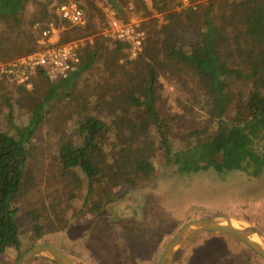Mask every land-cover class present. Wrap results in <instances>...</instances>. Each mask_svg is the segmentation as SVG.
<instances>
[{"label":"trees","instance_id":"16d2710c","mask_svg":"<svg viewBox=\"0 0 264 264\" xmlns=\"http://www.w3.org/2000/svg\"><path fill=\"white\" fill-rule=\"evenodd\" d=\"M103 1L117 18L127 20V0ZM181 1L151 0L153 10L163 13L167 23L158 30L155 24L147 27L146 23L142 52L124 64L136 73L125 72L121 77L129 84L125 91H95L93 99L67 109L66 119L72 121V127L58 140L59 175L78 187L84 181L87 199L98 192L104 201L124 198L159 171L161 159L164 169L179 176L213 171L221 176L240 173L258 178L264 171V150L257 148L264 139V0H235L221 6L218 14H214L218 11L215 0H209L204 12L196 11L201 6L176 11ZM196 1L188 0L190 5ZM29 4L34 10L28 16ZM49 6V1L0 0V61L45 49L36 44L39 34L50 22L60 25L56 6ZM85 15V26H72L59 43L69 40L71 32H93L90 16ZM35 24L40 26L38 33L32 30ZM127 48L125 43L115 42L111 50L117 56ZM105 49L104 42L96 39L94 45L81 50L79 64L65 76L50 82L42 73L30 89L18 87L15 106L28 110L26 126L13 123V105L6 104L9 126L0 130V255L13 248L19 257L26 250L20 245L18 220L23 212L19 204L35 185L27 167L37 130L67 98L76 101V85L94 70ZM168 66L191 75L195 91L201 94L199 103L204 101L208 115L203 128L172 140L160 117L157 78L158 71ZM108 140H112L110 146H106ZM111 150L114 157L108 154ZM104 165L107 172L102 170ZM119 188L123 193L116 196ZM25 216L34 233L27 249L57 231L45 213L26 212Z\"/></svg>","mask_w":264,"mask_h":264},{"label":"rangeland","instance_id":"374dc122","mask_svg":"<svg viewBox=\"0 0 264 264\" xmlns=\"http://www.w3.org/2000/svg\"><path fill=\"white\" fill-rule=\"evenodd\" d=\"M36 1H49V8L59 5L57 0ZM70 1L77 2L84 13L90 16L88 20H91L94 27L93 32H71L69 40L59 43L62 34H68L73 28L58 18L60 25L55 26L50 22L39 34L36 44L45 49L56 45L76 44L78 58L85 46L94 45L99 38L106 49L94 70L84 74L76 85L73 93L76 101L67 98L65 104H59L60 108L48 116V120L36 132L33 157L27 167L35 185L19 204L23 212L18 220L22 232V250L30 248L27 249V241L34 235L30 219L25 216L26 212L33 211L45 213L57 226V231L44 236L45 242L42 243L59 249L75 264H156L166 243L183 224L216 215L247 223L264 235V171L258 178L240 173L221 176L213 171L179 176L170 169H164L161 159L158 162L159 171L140 183L136 191L128 193L122 199L115 198L116 200L111 201H104L98 191V194L87 199L88 191L84 181L78 187L71 179L64 180L60 177L56 154L58 140L62 133L72 127V121L66 119L67 109L74 108L90 97L93 99L95 91L97 94L106 88L125 91L129 84L126 85L127 81L121 77L125 72L132 75L136 73L133 68L124 64L133 62L142 52L148 30L146 23L147 27L155 24L157 30L167 23L163 13L153 10L151 0H124L126 21L117 18L103 0H67L65 3ZM234 1L215 0L218 11L214 14H218L224 4ZM208 3L209 0H197L190 5L188 0H182L175 10L201 6L196 11L204 12ZM33 10V4H29L27 15ZM85 18L87 23L86 15ZM152 20L155 22H151ZM39 28V24H35L32 30H37L38 33ZM45 32H48L46 37L43 35ZM40 41L43 42L42 45L39 44ZM115 42H123L128 48L116 56L111 50ZM42 50L44 49L33 53ZM28 55L0 61V64ZM40 76L36 74L28 83L23 84L0 75V130H8L7 103L14 108L11 111L13 123L20 128L28 124V110L23 106H15L16 90L20 86L30 89L33 81ZM157 78L160 117L168 127L171 140L203 128L208 115L204 101L199 103L201 94L195 91V81L191 75L182 74L178 69L173 70L168 66L165 70L158 71ZM105 105L111 106L110 102ZM105 118L112 125L113 121L109 117ZM111 142L112 140L106 141V146H110ZM140 142H136L137 147ZM257 148L264 150V139ZM113 150L108 154L114 157ZM102 170L107 172L108 166L104 165ZM115 192L117 196L123 190L119 188ZM17 258L16 250L9 248L0 255V264H14ZM258 258L242 243L227 235L201 233L188 238L179 247L173 264H264ZM28 264L52 263L35 259Z\"/></svg>","mask_w":264,"mask_h":264},{"label":"water","instance_id":"95a60500","mask_svg":"<svg viewBox=\"0 0 264 264\" xmlns=\"http://www.w3.org/2000/svg\"><path fill=\"white\" fill-rule=\"evenodd\" d=\"M201 233H220L236 239L264 261V235L255 227L228 216L216 215L183 224L164 246L156 264H173L179 247L190 237ZM43 259L52 264H75L59 249L38 243L22 253L14 264H28Z\"/></svg>","mask_w":264,"mask_h":264},{"label":"built area","instance_id":"2783aa9c","mask_svg":"<svg viewBox=\"0 0 264 264\" xmlns=\"http://www.w3.org/2000/svg\"><path fill=\"white\" fill-rule=\"evenodd\" d=\"M56 15L70 26L83 27L85 13L77 2L62 3L55 8ZM48 32L43 35L46 37ZM39 44H43L42 41ZM76 44L56 45L19 60L0 64V75L18 83H28L36 74L44 75L50 82L65 76L79 64Z\"/></svg>","mask_w":264,"mask_h":264}]
</instances>
